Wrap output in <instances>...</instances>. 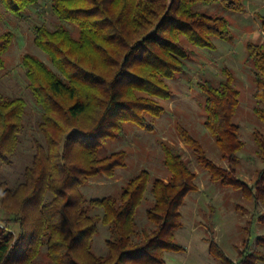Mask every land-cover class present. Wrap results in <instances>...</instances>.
<instances>
[{"label":"trees","instance_id":"16d2710c","mask_svg":"<svg viewBox=\"0 0 264 264\" xmlns=\"http://www.w3.org/2000/svg\"><path fill=\"white\" fill-rule=\"evenodd\" d=\"M244 1L51 0L59 23L55 28L35 24L32 32L58 72L31 53L22 57L28 88L41 107L43 139L34 138L32 161L15 186L0 174V264H36L43 254L41 264H165L166 250L182 249L175 239L182 226L180 207L197 189V175L179 148L164 145L167 179L151 180L143 170L120 193L93 199L82 187L126 165L125 150L100 153L109 140L123 135L125 123L154 129L148 116L163 113L158 99L170 96L167 80L188 68L190 49L183 40L208 48L214 38L230 37L228 19L214 7L243 11ZM0 2L20 15L39 0ZM14 37L13 30L0 34V75ZM246 47L255 80L253 111L264 122V45L249 42ZM199 88L206 96L205 126L229 167L212 160L200 141L179 126L180 135L212 180L240 190L257 210L264 203V133L253 132L263 166L249 184L237 174L245 141L234 120L240 91L233 75L226 72L218 83L207 79ZM26 111L23 96L0 98V171L12 162ZM148 190L151 202L140 226L139 208ZM94 207L102 213H91ZM256 210L253 217L263 222L264 212ZM100 222L110 231L105 254H97L92 244ZM251 231L237 259L214 238L209 252L219 264H263L264 233L251 246Z\"/></svg>","mask_w":264,"mask_h":264},{"label":"rangeland","instance_id":"374dc122","mask_svg":"<svg viewBox=\"0 0 264 264\" xmlns=\"http://www.w3.org/2000/svg\"><path fill=\"white\" fill-rule=\"evenodd\" d=\"M243 11L224 10L214 7L229 21L230 37L214 38L213 47H200L184 39L183 43L190 49L186 59L188 68L168 79L170 96L158 99L164 111L157 117L148 116L153 130L133 123H125L122 136L109 140L102 148V155L117 150L127 152V162L119 167L114 176L104 174L91 178L82 187L88 199L102 198L120 193L123 186L143 170L150 174V179L169 178L170 172L164 164V145L179 148L186 161L196 172L197 189L190 191L180 207L182 226L175 232L176 241L181 250H166L165 264H219L209 252V239L214 238L223 250L232 258H238V252L246 249L244 240L248 237L247 229H252L251 246L255 236L264 233V221L254 218L255 208L244 197L240 190L221 185L211 179L210 174L201 165L179 132V126L197 138L207 155L216 163L229 167L222 158L214 137L205 126L204 104L206 96L199 88V83L209 79L218 83L225 78V73L233 75V85L240 91V104L234 120L240 126V135L245 141L244 149L239 153L241 162L237 174L249 184L254 181L257 171L263 166L257 154V145L253 132L259 129L264 133V122L255 114L254 95L255 80L251 64L247 61V44L255 42L264 45V0H245ZM3 17L0 20V34L13 30V43L5 54V68L0 75V98L23 96L27 101L25 126L20 135L17 150L11 158V164L1 167V178L15 186L21 179L23 169L32 161L34 138L43 139L38 129L41 119V107L35 102L30 89L26 68L22 57L31 53L41 58L56 70L48 55L33 41V26L45 24L55 28L59 23L52 9L51 0H39L23 14L17 15L0 2ZM75 36L79 30L70 25ZM57 71V70H56ZM58 72V71H57ZM147 201L139 208L138 223L143 226L145 210L150 204L151 193H146ZM256 212H264V203H260ZM91 213H102L98 207L91 208ZM110 237L108 226L99 223V230L92 244L97 254H105L106 240ZM44 254L36 264H41ZM262 264V263H260ZM264 264V263H263Z\"/></svg>","mask_w":264,"mask_h":264}]
</instances>
